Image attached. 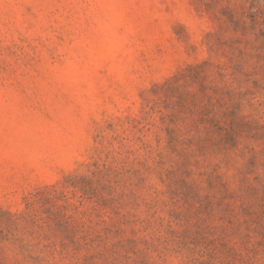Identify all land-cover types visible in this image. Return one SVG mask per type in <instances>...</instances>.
Returning a JSON list of instances; mask_svg holds the SVG:
<instances>
[{
	"label": "rangeland",
	"instance_id": "1",
	"mask_svg": "<svg viewBox=\"0 0 264 264\" xmlns=\"http://www.w3.org/2000/svg\"><path fill=\"white\" fill-rule=\"evenodd\" d=\"M0 210L3 264H264V0H0Z\"/></svg>",
	"mask_w": 264,
	"mask_h": 264
},
{
	"label": "trees",
	"instance_id": "2",
	"mask_svg": "<svg viewBox=\"0 0 264 264\" xmlns=\"http://www.w3.org/2000/svg\"><path fill=\"white\" fill-rule=\"evenodd\" d=\"M27 218L28 217L26 214L11 213L10 211L0 210V245L4 242H8L10 236L17 237V233H14L12 230L5 226H1L2 223H14L18 222L19 220H27ZM2 248L5 249V245ZM0 264L3 263L0 262Z\"/></svg>",
	"mask_w": 264,
	"mask_h": 264
}]
</instances>
